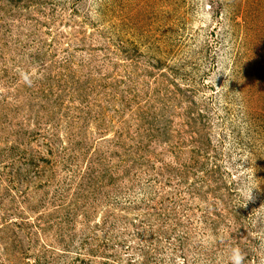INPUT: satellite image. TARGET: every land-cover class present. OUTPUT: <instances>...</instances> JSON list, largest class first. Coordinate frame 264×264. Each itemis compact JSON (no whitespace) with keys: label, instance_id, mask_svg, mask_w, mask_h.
Segmentation results:
<instances>
[{"label":"rangeland","instance_id":"1","mask_svg":"<svg viewBox=\"0 0 264 264\" xmlns=\"http://www.w3.org/2000/svg\"><path fill=\"white\" fill-rule=\"evenodd\" d=\"M264 264V0H0V264Z\"/></svg>","mask_w":264,"mask_h":264},{"label":"clouds","instance_id":"2","mask_svg":"<svg viewBox=\"0 0 264 264\" xmlns=\"http://www.w3.org/2000/svg\"><path fill=\"white\" fill-rule=\"evenodd\" d=\"M228 258L230 264H243L244 256L238 247L230 249Z\"/></svg>","mask_w":264,"mask_h":264}]
</instances>
